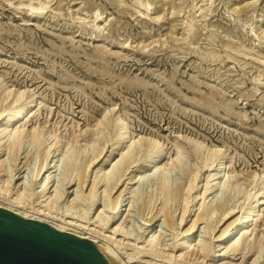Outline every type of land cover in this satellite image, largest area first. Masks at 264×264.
Here are the masks:
<instances>
[{
	"label": "rangeland",
	"instance_id": "374dc122",
	"mask_svg": "<svg viewBox=\"0 0 264 264\" xmlns=\"http://www.w3.org/2000/svg\"><path fill=\"white\" fill-rule=\"evenodd\" d=\"M142 2H150L152 11L135 0H0V107L13 101V92L25 90L24 99L34 98L36 105L24 117L28 125L44 124L64 136L95 128L110 110L111 117H125L132 138L161 141L162 163L175 156V144L188 149L184 137H191L219 150L226 171L241 177L264 171V0ZM5 89L12 95L4 99ZM27 176L25 170L18 182L27 183ZM146 177L131 188L146 185ZM76 187L67 189L68 196ZM135 211L130 219L138 233ZM263 218L264 204L256 229ZM160 219L156 224L168 234ZM201 227L193 244L207 237ZM127 241L116 249L125 262L136 248ZM222 259L242 261L231 253ZM156 260L198 264L179 257Z\"/></svg>",
	"mask_w": 264,
	"mask_h": 264
},
{
	"label": "bare ground",
	"instance_id": "6f19581e",
	"mask_svg": "<svg viewBox=\"0 0 264 264\" xmlns=\"http://www.w3.org/2000/svg\"><path fill=\"white\" fill-rule=\"evenodd\" d=\"M135 2L152 11L150 2ZM26 5L35 8L31 2ZM191 30L189 26L186 34ZM4 93V99L8 98L12 90ZM24 96L25 90H17L13 101L0 107L1 207L91 239L110 264L113 259L122 261L116 249L125 240L136 248L122 264H167L157 257L169 261L179 257L198 264L208 257L211 264H264V218L261 228L255 225L264 204V171L243 177L226 171V157L218 156L219 150L191 137H184L188 149L175 144V156L162 163L161 141L132 138L125 117H111L110 110L96 121L95 128L78 133L74 129L68 136L44 124L30 126L24 117L36 107L35 99ZM190 155L198 161L191 163ZM25 170L30 180L18 182ZM142 176H147L146 185L132 189ZM75 184L68 196L67 189ZM210 190L213 195L206 201ZM129 192L131 197L126 198ZM133 209L140 219L138 233L131 224ZM236 210L241 215L230 221ZM189 217L191 223L182 227ZM159 219L168 234L156 224ZM201 224L207 237L193 244ZM101 236L113 245L101 241ZM145 252L144 258L137 257ZM227 253L239 255L242 261H222Z\"/></svg>",
	"mask_w": 264,
	"mask_h": 264
},
{
	"label": "water",
	"instance_id": "95a60500",
	"mask_svg": "<svg viewBox=\"0 0 264 264\" xmlns=\"http://www.w3.org/2000/svg\"><path fill=\"white\" fill-rule=\"evenodd\" d=\"M0 264H110L88 238L0 206Z\"/></svg>",
	"mask_w": 264,
	"mask_h": 264
}]
</instances>
